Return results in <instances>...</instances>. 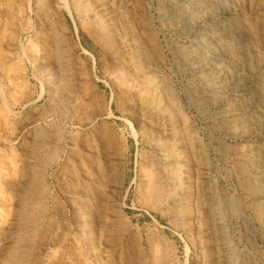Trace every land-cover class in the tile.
Listing matches in <instances>:
<instances>
[{
    "label": "rangeland",
    "instance_id": "rangeland-1",
    "mask_svg": "<svg viewBox=\"0 0 264 264\" xmlns=\"http://www.w3.org/2000/svg\"><path fill=\"white\" fill-rule=\"evenodd\" d=\"M202 4L191 25L224 14L240 41L237 87L195 60L202 29L174 0H0V241L17 264H264V118L241 107L264 73V0ZM156 163L178 177L157 206Z\"/></svg>",
    "mask_w": 264,
    "mask_h": 264
},
{
    "label": "bare ground",
    "instance_id": "bare-ground-1",
    "mask_svg": "<svg viewBox=\"0 0 264 264\" xmlns=\"http://www.w3.org/2000/svg\"><path fill=\"white\" fill-rule=\"evenodd\" d=\"M206 1H208V0H206ZM174 3L177 5L178 10L174 14L175 16L172 15V17H174V20L177 21V23L182 28V30H193V28L199 29V30L202 29L201 33L199 34L198 38L196 39V42H195L196 44L194 46L193 54L191 53L195 57V60L199 64H204L205 66H207L209 68V74L218 77L227 86H235V87L239 86L241 84L242 79L240 78V75H241L240 72L241 71H239L237 69V66L238 67L240 66V68H241L244 61L241 60V52H240L241 45H240V41L236 40L237 35H235L234 32L233 33L229 32V31L227 32L228 28H226L225 24H219L218 23V21H220V19L225 17L226 15L224 16V14H218L217 16L213 17V19H209V22L215 23V24L213 26L208 27V28H205V26L207 25V20H205V19H201V20L197 21L196 23L194 22V24L191 25L192 24L191 23L192 18H199L201 15H203V13L205 14V12L207 11V8L204 6V4H202V3H204V0H174ZM193 4H194V6L196 5L194 9L193 8H192V10L188 9V11L184 12V13L181 12V9L183 7H188V6L193 5ZM172 11H173V9H172ZM196 20H198V19H196ZM193 21H195V19ZM22 35H23V33L20 32L19 36H22ZM3 36H5V35H3ZM7 38H8V36H7ZM237 39H238V37H237ZM225 41H228L225 43V44H227L226 46H228V48L224 45L227 48L224 50V46L222 47L221 45ZM220 46H221V48H220ZM219 49H220V51H218ZM255 71H258L257 67L252 72L251 80H250L251 89L247 92V94L249 95V98L250 97H254V98L258 97V98L255 100L253 98H250V99H253L252 101H250V104L248 106L247 105L245 106L243 104L241 107L242 108H245V107L248 108L247 112H250V113H248L249 119H251V120H252V118H253V120L257 119L259 122L260 119L264 118V73H258ZM224 88H226V87H224ZM150 102H151V104L152 103L154 104V110L152 109L153 110L152 114H149V115L147 114L149 117L151 115L154 116V118L151 116L152 119L148 117L149 120L151 122H153V124H154L153 126H151L152 130L154 129L153 132H151L152 133V140L156 144L164 146V148L166 149V152H167V156L171 159V156L173 155L176 146L174 143L170 147L165 146L166 142H163L161 140V138L159 137V133L161 132L162 125H160V123L158 122L159 115H162V114L164 115V114L168 113L169 110H167L166 108H164L161 105L160 99H156V98L152 97L150 99ZM171 160H173V159H171ZM152 166L153 165L151 164L150 167L152 168ZM150 169H148V170H150ZM148 170L146 172L144 171L146 174V178L144 179L145 180V187L143 186L144 187V191H143L144 193H143L142 199L145 200L149 204L151 203V204L157 206V204L162 202V199L164 198V196H166V193L169 192L167 190L168 189L167 186H169L168 184H170V186L173 185V187H174V185L177 184V179H178L177 170L175 168L170 167V164H167V163L166 164L156 163V165L153 166V169H151L149 172H148ZM163 173H165V175ZM171 192H173V191H171ZM18 236H21V234ZM10 237H11V235H10ZM10 245H13V247L10 250L9 254L7 255L6 260H4L5 263H2V264H17L19 262V259H20L19 255L21 253H20V246H19L20 244H18V241L12 242V240H10L6 237L2 238L1 248L7 249Z\"/></svg>",
    "mask_w": 264,
    "mask_h": 264
}]
</instances>
